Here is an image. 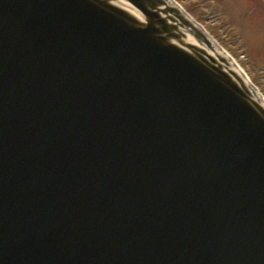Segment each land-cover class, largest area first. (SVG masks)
I'll use <instances>...</instances> for the list:
<instances>
[{"label": "water", "instance_id": "95a60500", "mask_svg": "<svg viewBox=\"0 0 264 264\" xmlns=\"http://www.w3.org/2000/svg\"><path fill=\"white\" fill-rule=\"evenodd\" d=\"M0 264H264V99L174 0H0Z\"/></svg>", "mask_w": 264, "mask_h": 264}, {"label": "rangeland", "instance_id": "374dc122", "mask_svg": "<svg viewBox=\"0 0 264 264\" xmlns=\"http://www.w3.org/2000/svg\"><path fill=\"white\" fill-rule=\"evenodd\" d=\"M174 1L233 57L264 98V0Z\"/></svg>", "mask_w": 264, "mask_h": 264}]
</instances>
